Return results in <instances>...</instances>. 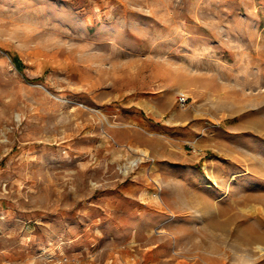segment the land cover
Returning <instances> with one entry per match:
<instances>
[{"label":"rangeland","instance_id":"1","mask_svg":"<svg viewBox=\"0 0 264 264\" xmlns=\"http://www.w3.org/2000/svg\"><path fill=\"white\" fill-rule=\"evenodd\" d=\"M0 264H264V0H0Z\"/></svg>","mask_w":264,"mask_h":264},{"label":"built area","instance_id":"2","mask_svg":"<svg viewBox=\"0 0 264 264\" xmlns=\"http://www.w3.org/2000/svg\"><path fill=\"white\" fill-rule=\"evenodd\" d=\"M179 102L181 106H185L187 104V97L185 96H180L179 97Z\"/></svg>","mask_w":264,"mask_h":264},{"label":"trees","instance_id":"3","mask_svg":"<svg viewBox=\"0 0 264 264\" xmlns=\"http://www.w3.org/2000/svg\"><path fill=\"white\" fill-rule=\"evenodd\" d=\"M14 62L18 66V68H21L20 62H19V60L16 57H14Z\"/></svg>","mask_w":264,"mask_h":264}]
</instances>
